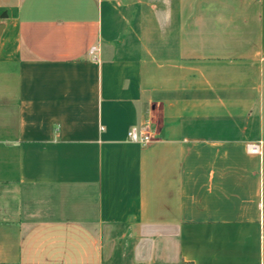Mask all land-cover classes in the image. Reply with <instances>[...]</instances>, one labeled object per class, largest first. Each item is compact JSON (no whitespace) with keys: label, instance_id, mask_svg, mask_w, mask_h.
Instances as JSON below:
<instances>
[{"label":"crops","instance_id":"obj_1","mask_svg":"<svg viewBox=\"0 0 264 264\" xmlns=\"http://www.w3.org/2000/svg\"><path fill=\"white\" fill-rule=\"evenodd\" d=\"M182 262L264 264V0H0V264Z\"/></svg>","mask_w":264,"mask_h":264},{"label":"built area","instance_id":"obj_2","mask_svg":"<svg viewBox=\"0 0 264 264\" xmlns=\"http://www.w3.org/2000/svg\"><path fill=\"white\" fill-rule=\"evenodd\" d=\"M95 47L91 49V53L95 51ZM127 138L135 143H138L142 146H146L153 140V133L147 128L139 129L137 127H131L127 132ZM261 141L250 143L247 145V150L251 154H261Z\"/></svg>","mask_w":264,"mask_h":264},{"label":"trees","instance_id":"obj_3","mask_svg":"<svg viewBox=\"0 0 264 264\" xmlns=\"http://www.w3.org/2000/svg\"><path fill=\"white\" fill-rule=\"evenodd\" d=\"M182 264H192V263H189V262H182Z\"/></svg>","mask_w":264,"mask_h":264}]
</instances>
